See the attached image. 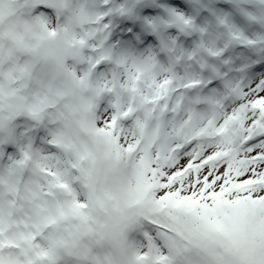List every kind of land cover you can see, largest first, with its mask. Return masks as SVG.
<instances>
[{
	"label": "snow or ice",
	"instance_id": "snow-or-ice-1",
	"mask_svg": "<svg viewBox=\"0 0 264 264\" xmlns=\"http://www.w3.org/2000/svg\"><path fill=\"white\" fill-rule=\"evenodd\" d=\"M0 264H264V0H0Z\"/></svg>",
	"mask_w": 264,
	"mask_h": 264
}]
</instances>
